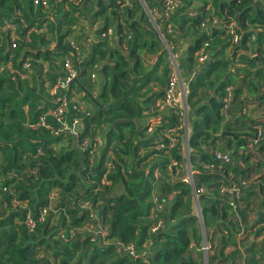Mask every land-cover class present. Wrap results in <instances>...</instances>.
Returning a JSON list of instances; mask_svg holds the SVG:
<instances>
[{"label":"trees","instance_id":"trees-1","mask_svg":"<svg viewBox=\"0 0 264 264\" xmlns=\"http://www.w3.org/2000/svg\"><path fill=\"white\" fill-rule=\"evenodd\" d=\"M179 1L167 18L160 0H145L157 30L142 0H0V264H264V139L253 144L264 136V0ZM167 44L192 76L191 183L182 143L150 145L181 118L179 105L160 108ZM67 60L77 79L55 95ZM78 94L83 109L70 101ZM75 118L77 137L62 127Z\"/></svg>","mask_w":264,"mask_h":264},{"label":"rangeland","instance_id":"rangeland-1","mask_svg":"<svg viewBox=\"0 0 264 264\" xmlns=\"http://www.w3.org/2000/svg\"><path fill=\"white\" fill-rule=\"evenodd\" d=\"M132 1V0H131ZM161 1V3H162V6L161 7H163V5H164V2H166L167 0H160ZM142 5H143V9H145V11H146V13H147V15L150 17V19H151V21L153 22V24H154V26L156 27V29L157 30H159V28H158V26L156 25V19L157 18H159L160 16L157 14V10L155 11L154 10V13H156L155 15H154V13H153V10H151L148 6H147V4H146V2H142ZM179 5H180V1H179ZM170 11L171 10H167L166 9V11H165V15H166V17L167 18H169V13H170ZM192 15H196L195 13H192ZM208 20H209V18L208 19H205L203 22H202V24H203V26L204 25H206V23L208 22ZM213 25L214 24H216V23H218V20L216 19V18H214L213 20H212V22H211ZM169 29H170V31H172V28L171 27H169ZM230 33H233L234 32V26H233V24H229V30H228ZM160 35H161V37H162V39L165 41V38H164V36L162 35V33L160 32ZM89 37H90V40L92 41L93 39H95V36H94V34L93 33H91L90 35H89ZM254 37L252 36V39H253ZM239 40H241L240 39V37H239V39H238V41ZM111 42V41H110ZM167 46V48H168V50H169V52H170V55L172 54V52H171V49H170V47L168 46V44L166 45ZM186 47V46H185ZM181 50H182V48H181ZM184 51V50H183ZM183 53V52H182ZM172 56H177V55H175V54H173ZM172 56H169V60L171 61V63L174 65V66H176V65H178V68H179V65H180V63H179V60H178V58H173ZM28 64H29V62H27ZM26 63V64H27ZM25 64V65H26ZM30 65V64H29ZM179 70H180V68H179ZM77 74V73H76ZM180 76H181V78L182 79H184L183 81L186 83L185 85H183V88H185V86L186 85H188V80H191V78H192V76H188V77H183L182 76V73L180 72ZM94 77V76H93ZM77 79V75L74 77V79L72 80V82L74 81V80H76ZM71 82V83H72ZM96 94H99V91L98 90H96ZM184 95H182V99H184ZM62 99H64V98H62ZM70 101H76V102H78L79 103V105H80V107L83 109L84 108V106H85V100L83 101L82 100V94H78V95H75L74 96V99H71ZM180 105L178 106V108L179 109H181V118H179L178 119V122H179V125H177V126H175V128H174V130L172 129V130H170V131H167V130H161L160 131V133H159V137H157V140L155 141V142H151V144L150 145H153V143H154V145H155V149L156 150H166L167 151V153H169L168 152V150L169 149H171L172 147H174L176 144H177V142H179V143H182V145H183V156H184V158L186 159V161H187V164L185 165V168H186V172H187V170H188V173L189 172H191V171H194V170H198V169H194V168H191V162H189V157H190V151H191V147L189 146V139H190V137H191V135H192V131H193V127H192V124H191V122H190V119H189V112H190V109H189V107H188V105H187V102L185 101V100H182L180 103H179ZM162 107V105H160V108ZM54 113H55V110L53 111ZM165 120H171V118L170 119H165ZM160 123H162V120L161 119H154L153 121H151L150 122V124L148 125V126H150L149 128H148V132H150L151 134H154V132L155 131H157L158 130V128H157V126L156 125H158V124H160ZM146 125H147V123H146ZM62 127H63V132L64 133H69V134H75L76 135V137L77 136H79L80 135V133H81V129H82V127H83V124H82V119L81 118H75L74 119V121H73V123L72 124H63L62 125ZM180 131V132H179ZM182 131V132H181ZM177 134H180L181 135V139H179L177 136ZM97 139V142H99L100 144L101 143H103L104 144V142H103V139L101 138V137H97L96 138ZM166 139H168V143H166ZM87 140H89V139H87V138H85L84 139V144H87ZM97 149H98V147H94L92 150H91V153H94V151H97ZM112 149H111V146H109L108 147V149L106 150V155H107V157H110L111 155H112ZM167 153H164L165 155H168ZM172 159H174V160H176L175 158H171V160ZM177 161V160H176ZM173 163H176V162H173ZM178 163V162H177ZM255 163H257V162H255ZM111 163L110 162H108L106 165H110ZM174 166V165H173ZM207 166V165H206ZM255 166V164H254V162H253V167ZM179 169V168H178ZM195 172V171H194ZM156 173H157V175H159V170H157L156 171ZM187 173V174H188ZM184 174H186V173H184ZM187 176V175H186ZM185 176V177H186ZM184 177V178H185ZM225 189L227 188V187H224ZM58 193V190H54L51 194H50V196H52V197H50L49 198V203H48V205H47V207L45 208V209H43L42 211H41V213L39 214V216H38V218L41 220V221H44V219H45V216L48 214V212L50 211V210H52L53 208H55V205H56V202H57V198H56V196H57V193ZM81 203V202H80ZM91 207V203L90 202H88V203H85L84 204V208L85 209H88V208H90ZM28 217H31V215L29 214L28 215ZM27 217V218H28ZM35 218V217H34ZM38 218H35V219H38ZM93 218H95L94 216H93ZM92 218V219H93ZM29 219H31V218H29ZM29 219H28V223H29ZM94 227V224H91V226H90V228H93ZM28 228H29V230H32V228L30 227V226H28ZM80 230H82V231H86V229H84L83 227H81V229ZM108 230H107V228H106V230H98L97 229V227H96V233H100V234H102L104 237H105V239H106V243H108L109 241H108V232H107ZM76 232H78L77 230H73V234H75ZM110 240V239H109ZM130 246L129 247H127L126 248V251H128V254H130V255H132V253H130L131 251H130ZM133 249H135V247H133ZM135 251V250H134Z\"/></svg>","mask_w":264,"mask_h":264},{"label":"built area","instance_id":"built-area-1","mask_svg":"<svg viewBox=\"0 0 264 264\" xmlns=\"http://www.w3.org/2000/svg\"><path fill=\"white\" fill-rule=\"evenodd\" d=\"M142 2L144 3L145 0H142ZM179 6V0H167L166 2H164V7H165V11L166 9L167 10H171L169 14H172L176 8ZM173 54H171L172 56ZM173 58H177V56H172ZM209 59V55L204 52V50H202L201 52V56H200V60L202 62H206L207 60ZM173 65V64H172ZM26 68H29V64L27 63L25 65ZM65 68L67 69V76L65 78L64 81H60L58 80L55 84V86L53 87L52 89V93L53 94H58L61 92V88H68L70 85H71V82L72 80L74 79V77L77 75L76 74V71L72 68V66L70 65V62L67 60L66 63H65ZM184 79L181 78L180 76V71H179V68H178V65L174 66L173 65V71L171 73V78H170V86L169 88L167 89V94H166V97H165V100H164V103L162 105V107L164 105H167L169 107H173V106H176V105H180L179 103L182 101V100H186V97L188 95V85L185 86V88H183V85H185L186 83L183 81ZM182 95H184V99H182ZM64 98V99H62ZM68 105V99L67 97H61L59 96L57 99H56V108H55V114L58 115V116H61L64 111H65V108L67 107ZM161 107V108H162ZM264 139V136H263V133L261 131H258L257 132V135L256 137L254 138L253 140V144L254 145H257L259 144V142ZM216 160H219V161H223V162H229L231 160L230 156L228 154H223L221 152H217L216 154ZM194 175H195V172L194 171H191L188 173V175L184 178V180L188 183H191L194 179ZM235 190H238L237 188H234L233 191ZM204 191L203 188H200L198 190V193H202ZM161 208V206H159ZM199 213H200V210H198ZM201 215V213L199 214ZM264 225V222L262 223ZM29 226L31 228L34 227V222L32 219H29ZM163 226V221L162 220H159L158 223L154 224L153 227H152V231L153 232H156L158 231L161 227ZM130 251L131 253H133L132 251L134 250L132 246H130ZM204 253H206L205 255L208 254L209 252V246L206 244L204 246Z\"/></svg>","mask_w":264,"mask_h":264},{"label":"crops","instance_id":"crops-1","mask_svg":"<svg viewBox=\"0 0 264 264\" xmlns=\"http://www.w3.org/2000/svg\"><path fill=\"white\" fill-rule=\"evenodd\" d=\"M185 46H186V47H185V49H187V47H188V44H186ZM185 49H184V50H185ZM242 151H243V150L241 149V150H240V152H242ZM240 164H243V162H242V161H240ZM253 218H254V214L252 215V219H253Z\"/></svg>","mask_w":264,"mask_h":264},{"label":"clouds","instance_id":"clouds-1","mask_svg":"<svg viewBox=\"0 0 264 264\" xmlns=\"http://www.w3.org/2000/svg\"><path fill=\"white\" fill-rule=\"evenodd\" d=\"M160 119L162 120V116H160ZM195 171V175L197 173V170H194ZM188 175V174H187ZM195 175H194V178H195Z\"/></svg>","mask_w":264,"mask_h":264},{"label":"water","instance_id":"water-1","mask_svg":"<svg viewBox=\"0 0 264 264\" xmlns=\"http://www.w3.org/2000/svg\"><path fill=\"white\" fill-rule=\"evenodd\" d=\"M122 253H123V255H126V254H128V251L124 250Z\"/></svg>","mask_w":264,"mask_h":264}]
</instances>
